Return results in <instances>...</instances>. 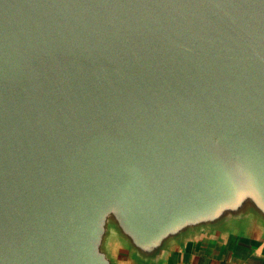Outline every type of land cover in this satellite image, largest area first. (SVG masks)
<instances>
[{
  "label": "water",
  "instance_id": "95a60500",
  "mask_svg": "<svg viewBox=\"0 0 264 264\" xmlns=\"http://www.w3.org/2000/svg\"><path fill=\"white\" fill-rule=\"evenodd\" d=\"M264 220V0H0V264H115Z\"/></svg>",
  "mask_w": 264,
  "mask_h": 264
},
{
  "label": "crops",
  "instance_id": "0c3cea01",
  "mask_svg": "<svg viewBox=\"0 0 264 264\" xmlns=\"http://www.w3.org/2000/svg\"><path fill=\"white\" fill-rule=\"evenodd\" d=\"M114 258L115 264H264V220L252 213L221 226L193 229L150 258L120 244Z\"/></svg>",
  "mask_w": 264,
  "mask_h": 264
}]
</instances>
